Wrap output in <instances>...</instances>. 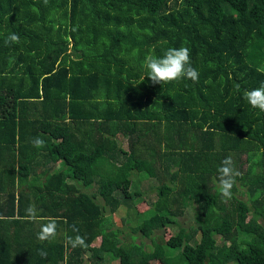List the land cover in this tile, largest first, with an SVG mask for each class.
Returning a JSON list of instances; mask_svg holds the SVG:
<instances>
[{"label": "trees", "instance_id": "obj_1", "mask_svg": "<svg viewBox=\"0 0 264 264\" xmlns=\"http://www.w3.org/2000/svg\"><path fill=\"white\" fill-rule=\"evenodd\" d=\"M181 46L197 81L142 82L148 54ZM261 83L264 0H0V264H264V112L243 99ZM142 173L153 185L132 190Z\"/></svg>", "mask_w": 264, "mask_h": 264}, {"label": "clouds", "instance_id": "obj_2", "mask_svg": "<svg viewBox=\"0 0 264 264\" xmlns=\"http://www.w3.org/2000/svg\"><path fill=\"white\" fill-rule=\"evenodd\" d=\"M20 41L18 33H10L5 38V45L10 46L17 44ZM144 67L147 75L142 77V82L147 77L153 85L170 83L181 79H190L193 82L198 80L199 72L192 66L190 49L181 46L179 48L170 47L164 51L162 56L148 54L144 59ZM243 99L250 105L251 108L264 112V83L257 88L245 90ZM31 143L36 148L45 146V140L40 137H34ZM219 174L218 184L219 193L225 200L232 196V187L236 183V178L239 172L236 170L231 157H226L221 161L217 169ZM26 219L36 222L39 217L34 204H30L26 210ZM57 223L55 219H51L46 223L41 224L40 230L37 232V239L40 241H48L54 239L57 232ZM73 232L78 233L79 229L73 225ZM66 244L72 248L86 246L85 238L79 234L75 236H67Z\"/></svg>", "mask_w": 264, "mask_h": 264}, {"label": "rangeland", "instance_id": "obj_3", "mask_svg": "<svg viewBox=\"0 0 264 264\" xmlns=\"http://www.w3.org/2000/svg\"><path fill=\"white\" fill-rule=\"evenodd\" d=\"M124 145L126 146V143L123 141V146ZM44 165L46 167H48L47 163H44ZM63 168H65V165L62 162H58V164L53 166V169H55V170H61ZM40 172L41 171L39 170V168H37V170L32 172L30 175L32 177L35 174V176L37 175V176H39V178L41 180H43L44 174L43 173L41 174ZM31 177H29V179ZM138 178H139V180H138ZM137 180H138V182L135 183ZM153 183H154L153 180L148 179L146 174L142 173L139 176H137L136 179L133 180L131 189L132 190H138L139 189L140 191L144 190V191L147 192L149 190V187L151 185H153ZM25 185H27V184H25ZM87 193H90V192L87 190ZM150 197L153 198L154 196L150 195ZM98 202H99V200H98ZM135 206L137 208V211L140 212V213H142L145 210H147L148 209V205H147L146 198L144 197L142 199L136 200L135 201ZM123 216L125 217V213L123 211H121V212H119L117 214L115 213V214L112 215V220H113L114 224L117 227H119V228H121V227H125V228L129 227V221L128 220H126V223L122 221ZM190 220H192V223L188 224ZM202 220H203L202 213L200 211H198V210L197 211L195 210L194 213L193 212L191 213V215H188V216L183 217L182 219H180V222L182 223V225H181L182 227H185V225L186 226L187 225L188 226L192 225L193 227H197ZM178 230H179V228H172V229H168V230L164 231L162 234L159 233L158 235H156V236H160V238H158V241L164 243L165 240L168 239L170 236L175 235L178 232ZM121 237H122V235H121ZM197 238H198V236H197ZM99 243H100L99 239L94 242V244L97 245V246H99ZM147 250L151 251V246H148ZM86 256H89V254L87 253ZM85 263H87V261ZM108 263L109 264H118V260L117 259H112V261L108 262ZM108 263L104 262L102 264H108ZM151 264H165V260L164 259H157L155 261H152Z\"/></svg>", "mask_w": 264, "mask_h": 264}]
</instances>
